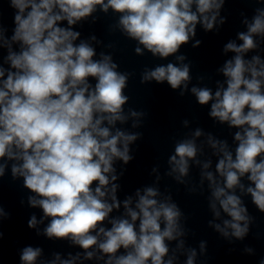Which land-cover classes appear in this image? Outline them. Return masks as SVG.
Listing matches in <instances>:
<instances>
[{
  "label": "clouds",
  "instance_id": "clouds-1",
  "mask_svg": "<svg viewBox=\"0 0 264 264\" xmlns=\"http://www.w3.org/2000/svg\"><path fill=\"white\" fill-rule=\"evenodd\" d=\"M226 2L3 0L13 10L11 35L0 3V49H6L0 63V182L11 162L12 179L22 178V187L31 193L28 206L42 210L39 220L35 213L30 215L27 227L49 241L68 242L83 250L68 253L66 259L54 252L52 259L43 260L42 247L26 245L19 251L20 264L92 260L178 264L181 256L183 264H196L197 249L186 246L184 239L192 231L186 227L189 217L170 193L145 186L135 190V199L132 195L118 198L121 185L117 181L126 168L117 173L114 165L132 162L131 145L143 138L142 132L121 126L131 119L133 129L141 128L148 113L125 107L131 100L126 89L135 73L119 71L110 53L101 51L96 58L91 42L102 41L95 35L80 39L74 26L90 17L94 23L93 14L98 11L119 14L111 28L137 42V56L146 51L153 57L173 56L179 61L145 67L140 83L166 82L183 96L192 79V63L184 62L187 57L181 48L196 36L198 24L205 32H219L227 22L221 15ZM242 23L247 29L237 33L242 43L230 40L223 47L224 53H234L218 69L223 82L216 81L215 91L207 86L190 89L199 105L210 106L208 115L214 121L236 129L234 149L227 140L198 127L175 142L165 173L188 186L190 161L200 166L199 194L203 195L207 181L208 207L215 220L221 221L209 220L208 226L229 243L243 241L255 220L244 197H250L251 204L264 214V59L259 54L264 51V7H257L251 20L244 17ZM201 43L195 40L192 47ZM249 53L253 54L246 58ZM188 123L183 121L185 126ZM202 136L206 140L198 144ZM205 144L216 157L214 171L210 170L211 157L198 158L205 155ZM187 191L196 194L197 187L188 186ZM10 218L0 203V228ZM3 235L0 230V239ZM244 251L252 253L253 249L245 247ZM206 253L207 241L201 240L199 255Z\"/></svg>",
  "mask_w": 264,
  "mask_h": 264
}]
</instances>
